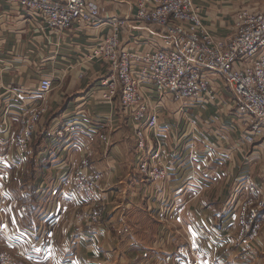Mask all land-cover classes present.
I'll use <instances>...</instances> for the list:
<instances>
[{
  "label": "crops",
  "instance_id": "obj_1",
  "mask_svg": "<svg viewBox=\"0 0 264 264\" xmlns=\"http://www.w3.org/2000/svg\"><path fill=\"white\" fill-rule=\"evenodd\" d=\"M87 1L100 7L102 21L59 31L0 0V163L7 168L0 226L32 248L39 264H177L189 255L190 242L201 245L204 264H264V210L262 247L254 253L238 238L237 211L243 182L262 180L264 137L246 142L249 116L236 113L230 86L216 83L212 102H190L185 112L166 98L161 121L172 126L158 137L167 174L148 180L138 167L133 118L117 100L100 99L106 64L86 60L110 30L109 18L133 21L137 0ZM194 1L220 36L233 33L239 12L264 10V0ZM132 24L127 46L132 30L145 48L160 40ZM43 76H54V88L23 150L15 134L30 106L42 101ZM88 169L101 172L104 189L103 216L94 224L84 218L86 205L75 191L76 174ZM0 249L17 252L3 231Z\"/></svg>",
  "mask_w": 264,
  "mask_h": 264
},
{
  "label": "built area",
  "instance_id": "obj_2",
  "mask_svg": "<svg viewBox=\"0 0 264 264\" xmlns=\"http://www.w3.org/2000/svg\"><path fill=\"white\" fill-rule=\"evenodd\" d=\"M31 11L34 21H42V28L64 30L78 24L95 25L101 22L100 7L87 0H6ZM129 18H109L110 30L92 44L87 61L101 60L107 70L101 79V100H116L122 112L134 120L136 147L141 154L138 167L152 182L166 176L162 159L163 143L160 131L168 133L172 123L162 122L165 100L172 97L185 112L187 104H208L215 99L216 83L230 86L232 102L238 115L249 116L251 130L246 142L264 137V10L239 12L233 24V33L220 36L211 31L203 20L200 7L194 0H137L136 13ZM133 22L137 28L155 32L159 41L145 48L144 39L130 30L132 45L124 43L126 28ZM54 88V76L41 78L37 101L24 116V124L17 130L14 141L28 150L35 130L40 125L47 104L45 95ZM7 168L0 163V216L7 194L4 177ZM101 172L88 169L75 178V191L86 205L84 218L89 224L103 216L104 189L100 186ZM245 183V184H244ZM4 186V187H3ZM237 206L241 225L239 240L250 253L262 247L259 231L264 210V170L260 184L243 182ZM83 220V215L78 221ZM7 239L16 248V254L0 249V264H39L24 242L11 238L0 226ZM96 233L90 237L96 243ZM189 241V240H188ZM28 249V248H27ZM48 246L45 251L49 250ZM200 244L190 242L189 255L177 264H204Z\"/></svg>",
  "mask_w": 264,
  "mask_h": 264
}]
</instances>
